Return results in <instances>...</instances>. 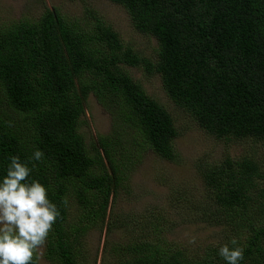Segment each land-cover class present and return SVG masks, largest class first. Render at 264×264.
I'll use <instances>...</instances> for the list:
<instances>
[{"label":"trees","instance_id":"1","mask_svg":"<svg viewBox=\"0 0 264 264\" xmlns=\"http://www.w3.org/2000/svg\"><path fill=\"white\" fill-rule=\"evenodd\" d=\"M108 1L156 41L154 58L124 44L88 8L81 18L47 9L0 28V182L10 156L27 162L43 151L42 161L29 163V182L43 184L60 213L46 240L50 264H80L84 234L104 224L114 230L108 207L142 152L176 157L172 116L126 66L157 76L169 100L216 140L264 145V0ZM90 96L112 131L87 147L79 126ZM198 175L214 203L210 222L230 231L226 242L190 259L165 249L154 230L150 241L123 250L124 264H226L218 250L232 247V238L244 247L240 264H264L262 166L226 156ZM70 202L77 216L70 217Z\"/></svg>","mask_w":264,"mask_h":264},{"label":"rangeland","instance_id":"2","mask_svg":"<svg viewBox=\"0 0 264 264\" xmlns=\"http://www.w3.org/2000/svg\"><path fill=\"white\" fill-rule=\"evenodd\" d=\"M85 8L110 24L124 44L154 58L156 41L134 30L126 11L108 0H0V28L22 20H36L47 9L56 10L63 18H81ZM125 68L139 80L146 94L172 116L177 129L173 141L176 157L170 162L150 150L141 153L139 162L128 172V179L108 207L107 218L111 213V222L116 227L110 233L106 224L101 230L86 232L81 241L79 262L124 264L123 250L134 242L150 241L155 233L164 240L160 244L165 243V249L180 250L190 259L202 258L207 248L225 243L231 234L224 226L210 222L208 216L214 210V203L198 170L226 156L233 160L251 158L264 169V145L253 139L216 140L169 100L157 76ZM82 122L79 132L87 147L96 142L98 136H108L112 131L111 117L92 96L86 102ZM78 214L75 204L70 202V217ZM192 237L196 238L195 244L189 243ZM42 252L39 264H50L45 258L46 243Z\"/></svg>","mask_w":264,"mask_h":264},{"label":"clouds","instance_id":"3","mask_svg":"<svg viewBox=\"0 0 264 264\" xmlns=\"http://www.w3.org/2000/svg\"><path fill=\"white\" fill-rule=\"evenodd\" d=\"M43 151L37 149L22 162L19 156H10L6 175L0 182V264H39L42 249L53 230L60 213L48 198V189L39 181L29 182L35 165L42 161ZM189 243L195 244L192 237ZM221 246L218 255L226 264H240L244 247L236 238Z\"/></svg>","mask_w":264,"mask_h":264},{"label":"water","instance_id":"4","mask_svg":"<svg viewBox=\"0 0 264 264\" xmlns=\"http://www.w3.org/2000/svg\"><path fill=\"white\" fill-rule=\"evenodd\" d=\"M53 11V10H52Z\"/></svg>","mask_w":264,"mask_h":264}]
</instances>
